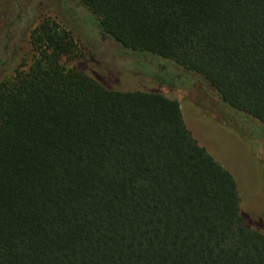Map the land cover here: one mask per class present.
Instances as JSON below:
<instances>
[{
  "label": "trees",
  "instance_id": "16d2710c",
  "mask_svg": "<svg viewBox=\"0 0 264 264\" xmlns=\"http://www.w3.org/2000/svg\"><path fill=\"white\" fill-rule=\"evenodd\" d=\"M78 1L102 38L264 126V0ZM29 40L28 69L0 80V264H264L178 101L67 67L79 46L51 20Z\"/></svg>",
  "mask_w": 264,
  "mask_h": 264
},
{
  "label": "rangeland",
  "instance_id": "374dc122",
  "mask_svg": "<svg viewBox=\"0 0 264 264\" xmlns=\"http://www.w3.org/2000/svg\"><path fill=\"white\" fill-rule=\"evenodd\" d=\"M51 20L71 32L79 59L65 62L105 85L158 92L178 101L183 118L237 185L245 223L264 233V126L231 117L195 74L150 56L138 57L102 38L95 17L78 0H0V80L31 64V32ZM234 118V119H233Z\"/></svg>",
  "mask_w": 264,
  "mask_h": 264
}]
</instances>
